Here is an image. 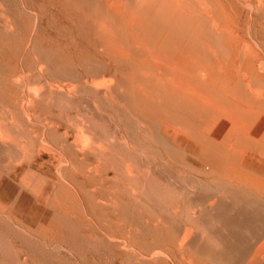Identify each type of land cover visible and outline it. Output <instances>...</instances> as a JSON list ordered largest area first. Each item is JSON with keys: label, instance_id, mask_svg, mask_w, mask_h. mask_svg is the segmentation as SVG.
I'll return each mask as SVG.
<instances>
[{"label": "rangeland", "instance_id": "374dc122", "mask_svg": "<svg viewBox=\"0 0 264 264\" xmlns=\"http://www.w3.org/2000/svg\"><path fill=\"white\" fill-rule=\"evenodd\" d=\"M0 123L57 156V203L0 208V264H245L264 0H0ZM30 155L0 171L37 186Z\"/></svg>", "mask_w": 264, "mask_h": 264}, {"label": "crops", "instance_id": "0c3cea01", "mask_svg": "<svg viewBox=\"0 0 264 264\" xmlns=\"http://www.w3.org/2000/svg\"><path fill=\"white\" fill-rule=\"evenodd\" d=\"M0 145L5 148H15L20 153V157L30 155L24 143L14 135L7 133L1 126V123ZM64 150V153H66L67 148L65 147ZM45 154L48 157L46 159L47 163L38 168L41 176L36 182L37 186L29 182L24 173H22L23 162L21 159L13 162L10 160L8 163H5L4 166L7 168L5 174L0 171V208L9 207L12 211H16L15 216L21 218L19 214L21 210L44 208L46 205L49 206L57 203V199L49 194L55 186V178L50 170L57 160L55 153L50 149L42 147L30 155L28 163L30 166H35L37 164L36 160ZM62 185L63 188H66L64 183ZM254 218L250 215L245 224L247 229V234L245 235V264L261 263L262 258H264V214L259 215L257 221ZM186 233L187 229H184L182 236ZM252 238L260 240L250 248Z\"/></svg>", "mask_w": 264, "mask_h": 264}, {"label": "bare ground", "instance_id": "6f19581e", "mask_svg": "<svg viewBox=\"0 0 264 264\" xmlns=\"http://www.w3.org/2000/svg\"><path fill=\"white\" fill-rule=\"evenodd\" d=\"M259 237V236H258ZM263 239V238H262ZM262 246V245H261ZM257 248V247H256Z\"/></svg>", "mask_w": 264, "mask_h": 264}]
</instances>
